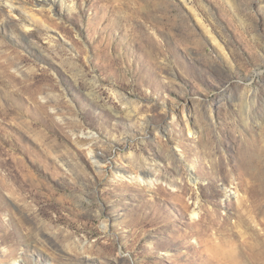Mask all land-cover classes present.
Segmentation results:
<instances>
[{"label":"rangeland","instance_id":"1","mask_svg":"<svg viewBox=\"0 0 264 264\" xmlns=\"http://www.w3.org/2000/svg\"><path fill=\"white\" fill-rule=\"evenodd\" d=\"M256 242L264 0H0V264H231Z\"/></svg>","mask_w":264,"mask_h":264},{"label":"bare ground","instance_id":"2","mask_svg":"<svg viewBox=\"0 0 264 264\" xmlns=\"http://www.w3.org/2000/svg\"><path fill=\"white\" fill-rule=\"evenodd\" d=\"M6 1H8V0H5V2ZM9 13L12 16H17V14H15V12H13V10L12 11L9 10ZM122 175H123L121 178L122 180L125 177H128L127 174H125V173H123ZM150 177H151V174L149 172L142 170V171H140V173L136 174L134 180L137 181L138 183L142 184V185L148 184V182H150V185H152L153 182H152V180H149ZM189 179L191 182H195V180L191 176L189 177ZM195 206L197 207V204H195ZM196 207L192 211L193 217H195L198 214V212L196 211ZM237 224H240V221H238ZM237 224H235V226ZM226 244L228 246L230 245L229 243H226ZM240 250H241L240 253L237 254L238 256L233 257L231 264H244L247 262H249L251 264H264V244H261L260 242H256L254 244H251L250 246L244 245Z\"/></svg>","mask_w":264,"mask_h":264}]
</instances>
